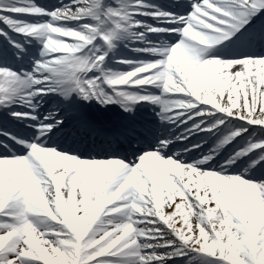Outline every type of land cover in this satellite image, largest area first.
<instances>
[{
    "label": "snow or ice",
    "instance_id": "1",
    "mask_svg": "<svg viewBox=\"0 0 264 264\" xmlns=\"http://www.w3.org/2000/svg\"><path fill=\"white\" fill-rule=\"evenodd\" d=\"M0 264H264V0H0Z\"/></svg>",
    "mask_w": 264,
    "mask_h": 264
},
{
    "label": "rangeland",
    "instance_id": "2",
    "mask_svg": "<svg viewBox=\"0 0 264 264\" xmlns=\"http://www.w3.org/2000/svg\"><path fill=\"white\" fill-rule=\"evenodd\" d=\"M43 2H49V0H42Z\"/></svg>",
    "mask_w": 264,
    "mask_h": 264
}]
</instances>
